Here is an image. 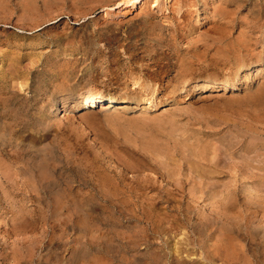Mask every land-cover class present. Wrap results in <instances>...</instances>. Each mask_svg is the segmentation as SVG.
<instances>
[{
	"label": "rangeland",
	"instance_id": "obj_1",
	"mask_svg": "<svg viewBox=\"0 0 264 264\" xmlns=\"http://www.w3.org/2000/svg\"><path fill=\"white\" fill-rule=\"evenodd\" d=\"M118 1L0 0V264H264V0Z\"/></svg>",
	"mask_w": 264,
	"mask_h": 264
},
{
	"label": "bare ground",
	"instance_id": "obj_2",
	"mask_svg": "<svg viewBox=\"0 0 264 264\" xmlns=\"http://www.w3.org/2000/svg\"><path fill=\"white\" fill-rule=\"evenodd\" d=\"M159 0H154V6H159V4H157ZM165 1V0H164ZM148 3H150V0H120L117 2L116 4V8L118 9L117 12H114L113 9L111 10H105L103 12V17H116V16H121V15H125L126 10H131V9H135L136 7L139 9L145 5H147ZM146 7V6H145ZM152 7V6H151ZM164 7V6H163ZM258 19V18H257ZM241 41V40H240ZM244 42V41H243ZM242 44V43H241ZM129 45V44H128ZM247 45V44H246ZM245 47V46H244ZM243 66V65H242ZM250 72V71H249ZM85 89V88H84ZM100 92V91H99ZM262 93V92H261ZM261 96V95H260ZM82 100L79 103V105L77 106L78 109H91V108H98L99 106H103V105H118L122 102L126 101L125 97H121V98H117V97H112L109 95H104L102 93H96V92H92V91H86L85 93H82L81 96ZM88 111V110H87ZM170 125V124H169ZM162 147V146H159ZM43 181V180H42ZM228 235V234H227ZM77 243V242H76ZM180 262V261H178ZM209 262V259L206 263ZM182 263V262H181ZM193 263V262H192ZM197 264L199 262H196ZM201 263V262H200ZM199 263V264H200ZM213 263V262H212ZM234 263V262H233ZM195 264V263H194ZM210 264V262H209ZM215 264V263H214Z\"/></svg>",
	"mask_w": 264,
	"mask_h": 264
}]
</instances>
